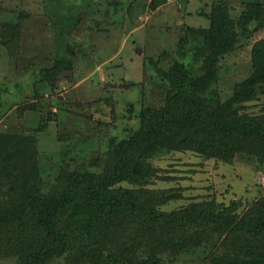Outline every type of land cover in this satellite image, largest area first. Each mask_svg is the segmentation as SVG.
Wrapping results in <instances>:
<instances>
[{
	"label": "trees",
	"instance_id": "obj_1",
	"mask_svg": "<svg viewBox=\"0 0 264 264\" xmlns=\"http://www.w3.org/2000/svg\"><path fill=\"white\" fill-rule=\"evenodd\" d=\"M197 12L208 24L185 25L173 60L156 65L162 103L143 104L138 126L128 136L109 140L100 170L68 169L45 186L35 158V135L0 130V146L9 154L1 162L0 147V162L8 173L0 165V255H18L19 264H44L59 256L76 264H167L174 260L170 251L223 237L227 249L211 251V264H264L262 200L241 214L235 212V199L226 206L199 201L168 211L159 205L179 194L122 184L141 185L154 175L148 159L161 151L193 149L230 160L243 149L264 163V113L239 111V105L264 90V36L252 45L249 73L226 99L208 88L221 57L240 36L264 25V2L248 1L237 19L223 1L215 2L210 12ZM61 52L45 73L56 76L64 68ZM164 53L162 58L168 51Z\"/></svg>",
	"mask_w": 264,
	"mask_h": 264
},
{
	"label": "rangeland",
	"instance_id": "obj_2",
	"mask_svg": "<svg viewBox=\"0 0 264 264\" xmlns=\"http://www.w3.org/2000/svg\"><path fill=\"white\" fill-rule=\"evenodd\" d=\"M218 1L237 19L250 0H0V130L35 135V158L45 186L68 169L100 170L109 140L128 136L138 126L143 104L162 103L156 65L173 60L185 25L208 24L197 11L210 12ZM263 36L264 25L240 36L235 48L221 57L208 86L220 100L249 73L250 50ZM164 50L168 54L162 58ZM58 52L64 68L51 76L43 69ZM239 111L264 113V90L239 105ZM0 147L2 162L9 154ZM148 160L154 175L141 185L122 184L179 194L161 203L163 210L212 200L226 206L235 199V212L241 214L253 201L264 202V163L243 149L230 160L193 149L161 151ZM223 241L202 240L188 250L170 251L174 260L167 264H211V251L227 249ZM71 260L59 256L44 264H76ZM19 263L18 255H0V264Z\"/></svg>",
	"mask_w": 264,
	"mask_h": 264
}]
</instances>
